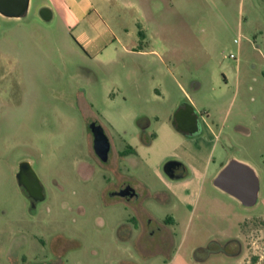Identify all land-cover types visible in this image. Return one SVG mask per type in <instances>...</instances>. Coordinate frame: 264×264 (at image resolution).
<instances>
[{"label": "rangeland", "instance_id": "1", "mask_svg": "<svg viewBox=\"0 0 264 264\" xmlns=\"http://www.w3.org/2000/svg\"><path fill=\"white\" fill-rule=\"evenodd\" d=\"M39 2L31 0L26 17L0 15V264L55 259L51 244L57 235L62 237L67 264H147L145 254L137 255L135 234L126 244L118 239V225L131 215L129 210L102 198V182L85 169L94 161L89 133L94 117L88 110L89 117L81 113L76 98L68 103L58 98L64 86L75 87L78 58L67 42L64 20L42 21ZM192 2L190 7L161 5L156 23L150 22L155 40L165 46V64L180 82L179 86L167 75L162 77L171 99L182 104L194 99L201 105L198 113L205 119L206 132L211 121L217 131L223 130L208 178L188 180L182 201L193 204L199 195L200 212L206 213L212 234L238 235L245 228L247 232L239 234L247 242L243 260L264 264V0ZM25 60L31 63L35 86L14 89L13 79L27 77ZM150 76L141 77L144 95L149 94ZM105 89L100 79L96 94L101 108ZM13 92L37 95L27 114L12 103ZM146 105L152 107L151 102ZM202 106L215 108L211 120ZM239 124L250 128L251 134L237 133ZM154 130L158 138L143 150L150 168L144 181L156 186L165 177L168 160L180 161L193 175L202 176L212 149L206 139L213 135L182 142V135L164 120ZM127 139L134 143L130 135ZM232 159L250 165L259 177V199L253 207H245L213 184L222 165ZM25 161L45 189V199L35 210L17 178Z\"/></svg>", "mask_w": 264, "mask_h": 264}, {"label": "crops", "instance_id": "2", "mask_svg": "<svg viewBox=\"0 0 264 264\" xmlns=\"http://www.w3.org/2000/svg\"><path fill=\"white\" fill-rule=\"evenodd\" d=\"M192 1L40 0L39 2V17L42 21L49 23L59 19L64 20L65 28L68 30L67 42L71 46L72 54L78 58L79 68L76 70L78 81L70 90L65 89L64 86L58 98H62L67 103L69 98H76L81 113L85 117H89V114L94 117L89 124L94 121L99 122L112 140V147L106 162L101 161L93 151V164L86 163L85 167L88 168L84 167L91 171L93 177H97V180L102 182L100 191L104 199L109 198L110 183L114 180H124L132 176L141 180L146 179L145 176H148L150 168L147 162H144L143 150L147 151L146 148L152 146L158 138L154 127L155 124L160 123V120L168 121L170 127L182 135V142H193L194 138L205 136L206 133L213 135L212 139H206H209L207 142L211 144L212 149L204 165L202 176L197 177L193 175L192 170H188L187 177L180 187L185 191L188 180L194 178L195 182H205L208 178L209 166L215 160L214 152L221 142L220 134L223 130L220 128L217 131L215 124L211 121L208 123V132H206L203 124L205 119L201 118V115L199 116L203 132L200 135L191 136L177 130L173 125L174 112H177L182 103L179 99H171L168 87L165 85L166 82L162 77L167 75L179 86L180 82L177 73L172 72L165 64V46L159 40H155L157 35L154 34L153 27L150 25L152 20L156 23L155 14L161 5L166 4L172 8L190 7ZM43 10H47V19L41 15ZM186 22L187 32H189L190 23L187 20ZM140 33L144 34V39L140 37ZM30 66L29 60H25L24 67L28 71L27 77L25 75L24 80L13 79L14 89L35 86L30 78ZM147 73L151 74L148 83L149 94L144 95L139 84L141 77ZM100 79L106 87L103 92L105 108L98 107L100 101L97 94ZM36 98L37 95L34 94L13 92L12 103L25 115L36 102ZM146 102H151L152 107H148ZM190 103L198 113L201 105L194 99H191ZM203 108L208 109L206 114L211 120L212 109L215 108ZM86 110H88V115L85 114ZM102 111L105 115L100 114ZM100 116H103L102 121ZM235 131L245 135L251 134L250 128L241 124L237 125ZM129 135L133 137L134 143L127 141ZM150 135L155 137L150 139ZM224 166L226 163L221 168L223 169ZM202 187L204 188L202 185L200 189ZM180 196L182 200L183 194ZM158 197L160 201L167 202L165 195ZM184 204H187L186 206L192 211L200 212L201 198L196 195L193 204L185 203V201ZM176 216L179 222H183V218L178 213ZM145 256L147 264L158 263L146 252Z\"/></svg>", "mask_w": 264, "mask_h": 264}, {"label": "flooded vegetation", "instance_id": "3", "mask_svg": "<svg viewBox=\"0 0 264 264\" xmlns=\"http://www.w3.org/2000/svg\"><path fill=\"white\" fill-rule=\"evenodd\" d=\"M93 124L101 126L97 121L90 123V125ZM103 130L112 147L111 137L104 128ZM94 131L98 132L96 128ZM94 131L89 128L93 139V151L97 156ZM154 137L150 135V139ZM101 147L104 148L105 145L102 143ZM163 171L165 177L160 178L156 186L133 176L110 183L111 190L108 195L111 204L120 205L126 208L125 210H129L131 214L118 225V239L126 244L129 241L128 238L135 234L139 252L137 255L142 256L146 252L153 256L158 264L247 263L248 261L243 260L247 242L239 235H244L247 230L242 228L238 235L212 234L206 213L192 211L181 200L180 195H184L185 191L182 190L180 184L188 174L185 164L176 160H168ZM22 189L29 198L32 210H35L38 203L45 199L44 187L43 195L35 187H30L29 192L23 187ZM160 195H165L167 202L160 201L158 197ZM165 210L169 213L159 218L158 213ZM179 212L183 222L175 218ZM61 242L60 235L52 240L51 249L55 259L47 263L44 259H36L30 264H67L64 251L61 249ZM41 243L44 247L47 245L43 240Z\"/></svg>", "mask_w": 264, "mask_h": 264}, {"label": "water", "instance_id": "4", "mask_svg": "<svg viewBox=\"0 0 264 264\" xmlns=\"http://www.w3.org/2000/svg\"><path fill=\"white\" fill-rule=\"evenodd\" d=\"M30 8V0H0V14L7 18H23L26 17ZM47 10H43L41 15L44 19ZM173 125L177 130L187 133L191 136L202 134V121L190 103L182 104L174 115ZM90 130L95 135V150L101 161L106 162L109 158L111 144L100 125H90ZM102 143L105 147H101ZM19 185L28 192L30 187L43 195V186L34 172L29 162H23L20 165L18 173ZM214 186L221 191L229 194L237 199L245 207H253L257 204L260 193V180L256 171L248 164L240 162L236 159L230 160L226 166L219 172L214 179Z\"/></svg>", "mask_w": 264, "mask_h": 264}, {"label": "trees", "instance_id": "5", "mask_svg": "<svg viewBox=\"0 0 264 264\" xmlns=\"http://www.w3.org/2000/svg\"><path fill=\"white\" fill-rule=\"evenodd\" d=\"M140 37L144 39V34L140 33Z\"/></svg>", "mask_w": 264, "mask_h": 264}, {"label": "built area", "instance_id": "6", "mask_svg": "<svg viewBox=\"0 0 264 264\" xmlns=\"http://www.w3.org/2000/svg\"><path fill=\"white\" fill-rule=\"evenodd\" d=\"M231 58H233V59H235L236 57L232 54L231 56H230Z\"/></svg>", "mask_w": 264, "mask_h": 264}]
</instances>
